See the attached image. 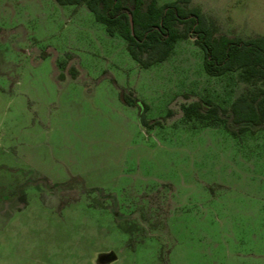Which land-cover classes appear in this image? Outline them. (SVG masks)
<instances>
[{"label": "rangeland", "instance_id": "374dc122", "mask_svg": "<svg viewBox=\"0 0 264 264\" xmlns=\"http://www.w3.org/2000/svg\"><path fill=\"white\" fill-rule=\"evenodd\" d=\"M187 6L264 35V0ZM203 61L190 36L143 68L84 3L0 0V264H264V124L231 116L264 80ZM203 98L214 123L184 115Z\"/></svg>", "mask_w": 264, "mask_h": 264}, {"label": "trees", "instance_id": "16d2710c", "mask_svg": "<svg viewBox=\"0 0 264 264\" xmlns=\"http://www.w3.org/2000/svg\"><path fill=\"white\" fill-rule=\"evenodd\" d=\"M61 5L86 4L97 21L104 24L110 35L118 34L126 42L130 56L143 68L166 60L179 39L193 36L195 44L204 51V70L208 75L221 76L239 71L243 80H264V35L252 38L229 37L196 7H188L190 0H177L159 5L158 0H55ZM132 18V27L130 22ZM261 94L237 96L231 104L235 124H264V90ZM122 99L139 106L137 99L122 93ZM144 122L146 105L141 104ZM186 118L219 120V106L203 98L183 106Z\"/></svg>", "mask_w": 264, "mask_h": 264}, {"label": "flooded vegetation", "instance_id": "af4514ba", "mask_svg": "<svg viewBox=\"0 0 264 264\" xmlns=\"http://www.w3.org/2000/svg\"><path fill=\"white\" fill-rule=\"evenodd\" d=\"M190 37V36H189ZM193 37V36H192ZM195 39V38H194ZM15 176V174H13L12 175V177H14ZM9 182H11V183H9L7 186L10 188H13V186H15L13 183H14V179L13 178H11L10 179V181ZM41 192H43V190L41 189V188H39V193H41ZM105 197V196H104ZM111 197V196H110ZM61 201V200H60ZM63 205H64V201H61V207H59V210L60 209H62V207H63ZM94 205H97V204H94ZM98 206V205H97ZM61 211V210H60Z\"/></svg>", "mask_w": 264, "mask_h": 264}, {"label": "water", "instance_id": "95a60500", "mask_svg": "<svg viewBox=\"0 0 264 264\" xmlns=\"http://www.w3.org/2000/svg\"><path fill=\"white\" fill-rule=\"evenodd\" d=\"M130 22H131V27H132V18L130 17ZM102 259H105V257L103 256Z\"/></svg>", "mask_w": 264, "mask_h": 264}]
</instances>
